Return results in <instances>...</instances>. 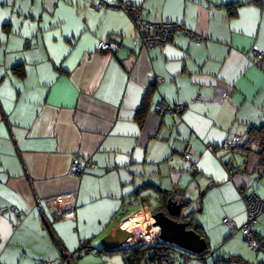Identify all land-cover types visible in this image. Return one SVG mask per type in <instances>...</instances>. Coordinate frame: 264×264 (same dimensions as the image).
<instances>
[{"label": "crops", "instance_id": "obj_1", "mask_svg": "<svg viewBox=\"0 0 264 264\" xmlns=\"http://www.w3.org/2000/svg\"><path fill=\"white\" fill-rule=\"evenodd\" d=\"M99 1L0 0V264L57 260L58 246L72 251L80 240L101 252L74 264H126L101 238L136 214L149 223L168 199L187 202L209 251L181 257L173 246L178 264H208L209 255L264 264L222 222L245 221L239 190L264 196L256 144L223 148L264 124V0H121L203 37L178 32L150 49L132 44L125 12ZM109 36L117 50L99 51ZM160 100L189 104L172 117L154 112ZM187 145L194 174L182 161ZM71 191L75 220L47 203ZM254 230L264 239V213Z\"/></svg>", "mask_w": 264, "mask_h": 264}, {"label": "built area", "instance_id": "obj_2", "mask_svg": "<svg viewBox=\"0 0 264 264\" xmlns=\"http://www.w3.org/2000/svg\"><path fill=\"white\" fill-rule=\"evenodd\" d=\"M104 4L103 1L97 2V8H100ZM109 9H119L127 14L133 28L134 36L132 38V44L140 46L144 49H150L157 46H162L172 41L174 35L178 32L184 33L189 37L191 41L200 42L203 37L198 35L192 30L186 28L183 24L175 21H150L144 17L141 11V7L132 5L121 0H110L105 2ZM118 48V44L113 40L112 36L104 40H100L97 43V49L99 51L115 52ZM251 54L257 58L262 56V52L251 49ZM159 80V78L157 79ZM195 99H199L196 97ZM192 102V101H191ZM189 104L187 101H179L175 103H169L165 101H158L154 104L153 110L157 114H167L172 117H179L184 111L185 107ZM241 143L239 136H234L231 139L226 140L223 143V148L230 150L236 148ZM209 149L214 151V147L210 146ZM193 148L191 145H187L184 153L182 154V161L186 164V169L190 174H194L197 170L196 163L193 158ZM258 170V176H264V165ZM71 172L81 171V167L77 163H73L70 166ZM257 172V171H256ZM245 204V221L238 226L236 222L229 217H223L222 222L225 223L230 229L238 228L244 238L247 246L251 251L255 253L264 254V239L254 230V226L257 223L258 216L264 213V196L259 197L254 193H246L239 190ZM75 197L76 191L66 192L56 195L47 199V203L53 210L61 212L62 217L67 220H75ZM11 216L15 221H19L22 212L16 208L11 207L9 210ZM44 221L47 223L45 216ZM127 230V229H126ZM129 236L121 246V252L125 259L129 262H133L135 259V250L140 247H146L148 249L156 250L164 242L159 237L160 228L157 225H152L150 222L145 223L142 226H130L127 230ZM58 258L57 260L40 261L37 264H74L76 256L82 252L100 254V250L95 249L94 246L89 245L84 240L78 242L77 248L72 251H67L63 247L58 246ZM174 250L172 248L164 249L158 254V260L163 264H172L173 258L171 257ZM181 254V255H180ZM181 257H186L185 253L180 252ZM210 258L208 264H231L228 259L208 256Z\"/></svg>", "mask_w": 264, "mask_h": 264}, {"label": "water", "instance_id": "obj_3", "mask_svg": "<svg viewBox=\"0 0 264 264\" xmlns=\"http://www.w3.org/2000/svg\"><path fill=\"white\" fill-rule=\"evenodd\" d=\"M187 202L181 203L168 199L164 207L150 214V222L160 228L159 237L167 245L181 249L182 253L197 256L207 249L205 238L193 227L192 214L183 212ZM129 236V232L117 227L113 232L107 233L100 240V245L108 250H121V246Z\"/></svg>", "mask_w": 264, "mask_h": 264}, {"label": "trees", "instance_id": "obj_4", "mask_svg": "<svg viewBox=\"0 0 264 264\" xmlns=\"http://www.w3.org/2000/svg\"><path fill=\"white\" fill-rule=\"evenodd\" d=\"M255 143L257 146L256 154L258 156V164L259 166L264 165V124H261L259 126H251L249 127L247 131V139L244 144L241 145V143L234 149H237L239 146H241L244 149H247V144ZM233 150V149H231ZM168 197V196H165ZM137 215V214H136ZM193 223V222H192ZM190 224L189 227H193V224ZM194 229L202 236L204 237L195 226ZM172 248L175 249L172 245L162 244L160 247H158L156 250L148 249L146 247H140L135 250V259L133 262H129L127 259H125L126 264H139V261L144 260L145 262H150V264H162L158 260V254L164 250ZM152 250V251H150ZM208 247L207 249L202 252L201 254L197 255L200 259L205 257V255L208 253ZM229 260V259H228Z\"/></svg>", "mask_w": 264, "mask_h": 264}, {"label": "rangeland", "instance_id": "obj_5", "mask_svg": "<svg viewBox=\"0 0 264 264\" xmlns=\"http://www.w3.org/2000/svg\"><path fill=\"white\" fill-rule=\"evenodd\" d=\"M132 217L139 218V219H138V222H141V223L135 225V224H136L135 222H131V225H129V227H130V226H142V225L145 224V221L147 220L146 218H143V216H142V215H139V214H137L136 216H132ZM130 218H131V217H130ZM143 221H144V223H143ZM146 222H147V221H146ZM150 251H151V250H150ZM171 257H172L173 260H174L173 264H178V262H179L180 260H179V256H177L175 252H172Z\"/></svg>", "mask_w": 264, "mask_h": 264}, {"label": "bare ground", "instance_id": "obj_6", "mask_svg": "<svg viewBox=\"0 0 264 264\" xmlns=\"http://www.w3.org/2000/svg\"><path fill=\"white\" fill-rule=\"evenodd\" d=\"M142 216H143V215H142ZM138 219H139V218H131V219L129 218L127 221H125V222L123 223V226L121 225V227L124 228V229L129 230V229H130L129 225H131V222H135V223H136L135 225L141 223V222H138ZM143 223H144V221H143Z\"/></svg>", "mask_w": 264, "mask_h": 264}]
</instances>
